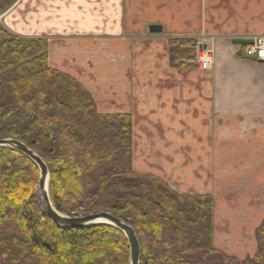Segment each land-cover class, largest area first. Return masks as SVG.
<instances>
[{
	"label": "trees",
	"instance_id": "1",
	"mask_svg": "<svg viewBox=\"0 0 264 264\" xmlns=\"http://www.w3.org/2000/svg\"><path fill=\"white\" fill-rule=\"evenodd\" d=\"M13 1L0 0V13ZM195 46L191 38L169 39L171 62L194 58ZM46 51L43 40L0 25V138L21 141L44 160L53 207L126 220L138 238L139 264H216L186 254L212 246V198L174 194L160 177L135 171L131 116L98 113L81 83L50 66ZM38 177L32 161L0 148V264H128L118 229L52 222L38 200ZM254 237L253 257L232 264H264V218Z\"/></svg>",
	"mask_w": 264,
	"mask_h": 264
},
{
	"label": "crops",
	"instance_id": "2",
	"mask_svg": "<svg viewBox=\"0 0 264 264\" xmlns=\"http://www.w3.org/2000/svg\"><path fill=\"white\" fill-rule=\"evenodd\" d=\"M220 1L229 6V31H207V25L201 23L200 0H17L0 15V20L7 17L0 25L10 28L13 36L42 39L50 66L78 80L99 113L129 114L133 146L137 117L140 129H148L147 135L158 129L160 141L154 139L147 147L152 151L157 145L164 151L155 150L156 156L142 159L134 156L133 149V169L156 176L163 170L174 183L176 190H171L176 194L211 196L212 246L237 255L242 248L235 244L243 246L245 231L253 236L264 218V106L252 97L246 101H251L253 109L223 110L215 76L202 74L210 71L214 62L207 70L180 65L171 62L167 50L172 37L210 38L212 46L206 44L213 49L214 61L215 51H222V45L229 43L232 48L230 39L264 35L263 24L257 23L256 28L242 24L254 13L255 4L258 10L261 5L264 14L263 0ZM153 24L161 26L160 32H149ZM123 39L134 41L127 49L113 46L125 44ZM223 52L233 58L227 49ZM219 59L221 63L222 57ZM226 63L232 66L233 62ZM241 63L251 66L248 61ZM224 112L227 116L222 123L219 117ZM143 116L147 120L142 121ZM221 131L235 136L230 138L235 142L230 140L228 158L221 153V136L217 134ZM188 132L198 137L188 138ZM178 143L196 156H169ZM239 145L244 149L240 157L234 150ZM159 159L165 167L159 166ZM167 185L170 188L171 184ZM221 231L225 233L221 235ZM230 240L233 247L225 249ZM252 247L249 243L242 253L248 254Z\"/></svg>",
	"mask_w": 264,
	"mask_h": 264
},
{
	"label": "rangeland",
	"instance_id": "3",
	"mask_svg": "<svg viewBox=\"0 0 264 264\" xmlns=\"http://www.w3.org/2000/svg\"><path fill=\"white\" fill-rule=\"evenodd\" d=\"M16 1L17 0H14L10 4V6ZM257 1L259 2V0H257ZM200 3H201L200 9H201L202 14L204 12L203 22H201V23L202 24L205 23L207 25V31H211L212 29H214V30L218 29L219 31L221 29H225L227 31L231 30V28L229 26V24L231 23V22H229L230 10H229V6L227 3L221 2L220 0H200ZM255 6L256 7H255L254 13H251V15H249V16L247 15V19H245V22L242 23V24H244V26H243L244 28L249 27V26H251V28H256L257 23H259V25L260 24L264 25V14L262 13L261 5H260L259 10H258L259 5L257 6V4H255ZM262 7L264 8V4L262 5ZM7 9H5V10H7ZM5 10L3 12H5ZM3 12H1L0 14H2ZM5 18H7V17L4 16L0 20V24L1 23L5 24V21H4ZM7 30L10 33V31H11L10 28ZM169 39H171V38H169ZM132 41H134V40L133 39H123V42L125 44H114V43H112V44L115 48L119 49V47L120 48L124 47L127 49V44H129ZM204 41H206V43L208 42L209 45H211V42L214 40H210V38H208L207 40H204ZM230 41H231V39H230ZM147 44H148V42L145 43V45H147ZM142 46H143V44H142ZM222 46H223L222 47L223 50L227 49L229 53L230 52L232 53L233 58L230 59L231 57L227 53L223 52V50L219 52V50L217 49V51H215L216 55H215L214 61H213L214 56L212 53V57H211L212 64L214 62L213 66L211 64L212 68L208 72H202V74L206 75V76H210V77L215 76V81L219 84L218 89L221 90V93L220 92L217 93V96L220 97L219 101L222 105L221 108L223 107V110H224V108H226L227 110H231V109H236V107H237V109L238 108H245V106H246V107H248V109H253L255 106L251 103V101H246V99H251L252 97H253V100L256 99V101H258L260 105L264 106V64H258V62H254L253 60L250 61V60L242 59V57H239L238 54L235 53L237 48L234 47L233 45H231L232 46V48H231L229 43L226 45H222ZM56 49L58 50L59 48L56 47ZM63 50H64L63 48L60 49L61 52H63ZM167 50H168V42H167ZM239 53H241V52H239ZM220 57H222L221 63L219 61ZM228 61L233 62L232 63L233 67L226 63ZM243 61L250 62L249 65H251V66L244 65V63H241ZM62 62L63 63H69L66 60H62ZM84 63H86V61H84ZM215 63H219V64L215 65ZM235 64H237L236 68H235ZM73 65H74V67L78 66V65H75L74 63H73ZM69 67L70 66H67V68H69ZM71 71H73V70L71 69ZM209 110H210V106H209ZM209 110H208V114H209V116H211V119H213L214 116H212L210 114ZM147 116H143L142 121L144 119L147 120ZM224 116H227L226 112L223 113L222 117H219L221 119L222 123H223V118H225ZM253 116H256V115L254 114ZM228 118H230V117H228ZM263 121H264V118H263ZM222 123H221V125H222ZM132 125H133V122H132ZM140 125H141V123L139 122V118L137 117L136 123H135V129H136L137 134H135L134 146H133V138L131 137L132 153H133V149H134V156L135 157L139 156L140 158L145 159V156H148V155L156 156L155 150H157L159 152L164 151V149L162 150V148L160 146H157V145L153 148L152 151H150V149L147 147V146H149L150 142L153 143L154 139H157L156 142L160 141V138H157V133H158V135H160L161 132L158 129H156L155 134H148L147 135L145 133V131L149 132L148 129L142 130L139 127ZM139 134H141V135H139ZM217 134H219L221 136V140H220V142L222 143L220 145L221 149H222L221 153L224 155V157L227 156V158H228V156H230V150H231V147L233 144L230 142V140H231L230 138L235 137V136H234V134L228 135L227 131L225 133H223L221 131V132H218ZM146 135H147V137H146ZM192 136H194V138L198 137V135L196 133L188 132L186 134V137H188V138H192ZM231 141L235 142L233 140H231ZM225 143H227L228 146L225 145ZM239 144H241V143H239ZM242 146L243 145L236 146V148L234 149L235 151H237V154L239 157L241 155H243L244 149L241 148ZM185 147H186L185 145L178 143V145H176V147L173 148L172 151H170L168 153V155L180 157L183 154L188 153V155H190V156H196L197 153L194 154L187 147L185 149ZM225 151H226V153H225ZM152 160L158 161V159L154 158V157H152ZM159 162H161V165H159V166L165 167L163 161H161L159 159ZM151 164H154V163H151ZM192 164H193V160H192ZM159 171H161V173H162V174H160L159 177L161 179H163L167 184H169V183L171 184L170 189L175 187V186H172L174 183L172 181H170L169 176L166 173H164L163 170H159ZM180 179H181V177H179L178 180H180ZM182 179H184V178H182ZM173 189L176 190L175 188H173ZM171 192L176 194L172 190H171ZM202 195H204V194H202ZM223 233H225V231H221V235H223ZM244 234L246 237L244 239V243L242 244L243 246H241L240 244H238V245L235 244V248H238V247L242 248L241 253L237 252V255L226 254L225 252H223L217 248H214L213 246H211L210 248L206 247V249H203L202 247L189 248L187 250L186 254H189L192 256L195 255L194 257H198V256L199 257L203 256V258L212 257L213 262L216 264H218V263L232 264L234 260L243 261L246 258H252L256 252V249H257L255 237H254V234H253V236L247 235L246 231ZM249 243H250V245L252 244V246H253L251 248L252 251H248V254L247 253L244 254L245 252L242 253V251L246 247L249 246ZM211 245H212V243H211ZM233 245H234L233 242L230 240L229 243L225 245V249H230L233 247ZM254 245H255V248H254ZM214 257H215V259H214Z\"/></svg>",
	"mask_w": 264,
	"mask_h": 264
},
{
	"label": "water",
	"instance_id": "4",
	"mask_svg": "<svg viewBox=\"0 0 264 264\" xmlns=\"http://www.w3.org/2000/svg\"><path fill=\"white\" fill-rule=\"evenodd\" d=\"M150 33H158L161 30L160 25H150ZM233 45H248L250 40L242 38L231 40ZM0 148L13 149L30 161H32L39 170L38 177V197L39 202L49 218L59 227L77 228L85 227L91 224H106L112 226L123 233L128 244V264H139V242L133 228L126 222L108 211H98L81 215H64L58 212L50 203L48 197L49 174L44 160L27 145L13 138H0Z\"/></svg>",
	"mask_w": 264,
	"mask_h": 264
},
{
	"label": "built area",
	"instance_id": "5",
	"mask_svg": "<svg viewBox=\"0 0 264 264\" xmlns=\"http://www.w3.org/2000/svg\"><path fill=\"white\" fill-rule=\"evenodd\" d=\"M252 39V45L244 50V54L251 58L264 60V36H256ZM195 61L200 68H207L211 62L210 51L208 49L199 48L196 53Z\"/></svg>",
	"mask_w": 264,
	"mask_h": 264
}]
</instances>
